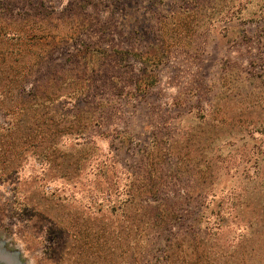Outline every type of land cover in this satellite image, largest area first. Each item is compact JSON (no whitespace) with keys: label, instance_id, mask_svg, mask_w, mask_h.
<instances>
[{"label":"rangeland","instance_id":"rangeland-1","mask_svg":"<svg viewBox=\"0 0 264 264\" xmlns=\"http://www.w3.org/2000/svg\"><path fill=\"white\" fill-rule=\"evenodd\" d=\"M82 11L93 18L91 27L73 17L81 16ZM48 17L54 18L53 23ZM69 18L75 26L66 22ZM25 23L37 34L82 29L84 43L89 45L106 44L99 36L104 29L112 32L113 43L121 49L155 47L163 50L164 58L157 69L158 83L142 101L123 105V99L104 94L110 102L102 121L95 124L87 119L90 129L86 135L96 148L92 158L77 161L75 170L71 161L81 151L92 149L84 144L73 147L80 137L57 136L59 148L77 152L51 163L37 155L41 148L34 152L28 148L21 157H14L15 148L10 152L1 148L0 240L20 254L22 264H96L94 230L114 218L122 221L120 214L111 212L123 198L118 192L146 175L147 162L152 165L153 161L158 163V171L172 174L175 190L182 194L171 205L180 215L172 226L173 239L184 247L183 241L191 238L192 225L184 196L192 190L197 146L202 147L198 157L203 159L214 129L224 143V128L234 117L252 111L249 116L256 123V115L264 116V0H0V32L14 33ZM63 46L66 44L60 42ZM63 58L54 56L38 66L32 74L34 81L43 82ZM135 62H130L132 70L121 67L118 70L123 74L116 70L115 75H120V80L138 75ZM101 67L105 80L112 66L103 63ZM89 68L98 69L95 64ZM93 98L88 109L97 116L102 107ZM253 103L258 105L255 109L250 108ZM65 108L60 103L59 109ZM2 119L0 115V125ZM116 129L132 139L127 152L119 148L118 140L113 141ZM165 137L171 139V157L160 164L167 146ZM152 139L159 145L146 156L145 147ZM206 154L204 158L209 156ZM159 232L161 229L153 232L141 227L134 234L156 241L150 251L153 257L169 238L166 231ZM107 234L108 230L101 234L106 246ZM227 237L224 234L221 241ZM85 241L89 243L88 256L86 251L77 254ZM239 257L237 252L227 262L235 264ZM111 259L106 257L97 264H110Z\"/></svg>","mask_w":264,"mask_h":264},{"label":"trees","instance_id":"trees-1","mask_svg":"<svg viewBox=\"0 0 264 264\" xmlns=\"http://www.w3.org/2000/svg\"><path fill=\"white\" fill-rule=\"evenodd\" d=\"M73 17H79L84 27H91L93 23V18L90 20V14L84 11L81 16ZM48 18L49 23H53L54 18ZM66 22L75 26L70 18ZM111 33L104 29L99 33L105 45H89L84 43L82 29L74 27L62 33L37 34L26 24L14 33L0 32V115L3 117L0 154L4 153L2 149L10 152L15 148L14 157H21L26 156L28 148L33 152L41 148L37 155L50 163L62 157L66 160L77 151L59 148L56 137L76 136L81 141L74 142L73 147L92 146L91 137L86 135L90 129L87 119L95 124L102 121L110 102L104 94L123 99V105L144 99L149 89L158 83L157 69L164 52L155 47L137 51L121 49L113 43ZM60 42L66 46L61 48ZM59 55L64 57L59 68L43 82L34 81L32 74L38 66ZM132 59L138 64V75H125L120 80L123 72L118 69H130ZM103 63L112 66L105 80ZM90 64L98 69H90ZM116 70L120 75H115ZM92 97L98 107H102L97 116L88 109ZM60 103L65 104L64 110L59 109ZM84 103L86 111L79 107ZM257 106L255 103L250 108ZM250 112L244 111L226 124L224 143L218 140L219 131L214 129L216 132L204 148L207 150L204 156L209 154L207 158L198 157L202 147L197 146L191 170L192 190L184 196L192 220L191 238L183 241L184 249L173 239L172 226L180 220V215L171 205L172 200L182 194L175 190L172 174L158 171V163L152 161V165L147 162L146 175L118 192L123 198L111 207V212L120 214L122 221L114 218V222L100 224L94 230L96 241L92 246L96 243V264L106 257H112L110 264H229L227 259L237 252L240 257L235 264H264V116L256 115L258 121L254 123ZM117 140L120 149L126 152L130 149L128 144L132 139L116 129L113 141ZM170 141L165 137L167 146L161 153L160 164L170 161ZM156 145H159L157 139L149 141L145 147L146 156ZM94 148L81 151L71 163L75 165L78 160L92 158ZM225 149L228 151L223 153ZM157 150L162 152L161 148ZM76 165L74 170L79 166ZM118 187L115 185L116 190ZM109 195L110 190L106 195L108 200ZM141 227L153 232L161 229L158 234L166 231L169 235L164 245L157 249L160 251L157 257L150 254L156 241L134 237ZM105 230L109 235L108 246L101 236ZM224 234L228 237L221 241ZM88 246L85 241L84 247L83 244L78 247L77 254L86 251L84 254L88 256Z\"/></svg>","mask_w":264,"mask_h":264},{"label":"flooded vegetation","instance_id":"flooded-vegetation-1","mask_svg":"<svg viewBox=\"0 0 264 264\" xmlns=\"http://www.w3.org/2000/svg\"><path fill=\"white\" fill-rule=\"evenodd\" d=\"M0 248L4 249L5 252L13 253L15 255V259H13V262H11V264H22L20 254H18L14 250V248H11V246L7 242L0 240ZM0 264H9V263L7 260L2 259V257H0Z\"/></svg>","mask_w":264,"mask_h":264},{"label":"water","instance_id":"water-1","mask_svg":"<svg viewBox=\"0 0 264 264\" xmlns=\"http://www.w3.org/2000/svg\"><path fill=\"white\" fill-rule=\"evenodd\" d=\"M0 257L7 260L9 264H11V262H13V259H15V255L13 253L5 252L2 248H0Z\"/></svg>","mask_w":264,"mask_h":264}]
</instances>
